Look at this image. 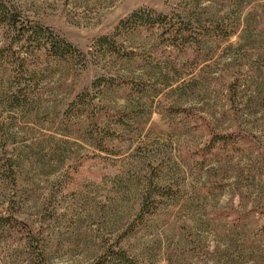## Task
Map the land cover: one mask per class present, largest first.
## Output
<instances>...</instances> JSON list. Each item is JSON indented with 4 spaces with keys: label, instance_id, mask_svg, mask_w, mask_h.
Masks as SVG:
<instances>
[{
    "label": "rangeland",
    "instance_id": "374dc122",
    "mask_svg": "<svg viewBox=\"0 0 264 264\" xmlns=\"http://www.w3.org/2000/svg\"><path fill=\"white\" fill-rule=\"evenodd\" d=\"M3 1L73 50L23 38L0 57V264H86L105 244L139 264H264V0ZM140 9L168 20L114 36ZM233 20L227 40L203 30Z\"/></svg>",
    "mask_w": 264,
    "mask_h": 264
},
{
    "label": "trees",
    "instance_id": "16d2710c",
    "mask_svg": "<svg viewBox=\"0 0 264 264\" xmlns=\"http://www.w3.org/2000/svg\"><path fill=\"white\" fill-rule=\"evenodd\" d=\"M15 9V8H14ZM11 9L10 6H8L3 0H0V28H5L12 32L14 36L13 45L12 47H3L0 48V57L2 55H6V53H12L13 47H17L14 45H17L20 43V41L24 38L25 40L22 41H40L42 40V45L47 53V55L50 56H56L58 58H69L68 55L72 54L73 48L67 43L64 42H58L56 39H54L49 32L42 28V27H29L26 28L23 26L19 20V13L16 11V9ZM168 17L166 15H153L150 11L146 10H136L132 12L128 17L122 19L119 21L118 25L115 27L114 36L122 37L129 32L137 31L138 29H154L156 27L162 28V26L167 22ZM210 25V24H209ZM209 29V31H208ZM203 30L205 32H211V33H218L222 39L227 40L231 35L235 34L237 32L236 23L231 21L230 24L225 25L221 24L220 26L212 27L211 25L209 28L204 27ZM168 34L165 38V42L169 46L173 47H180L182 48L185 45L186 38H182L177 36L176 32L173 30H167ZM164 34L163 30L159 37H162ZM109 37L104 36L100 37L97 40V45L103 46L105 45V51L109 53L110 56H114L115 58L119 60L129 59L133 57L132 50H126L125 48H121L115 41H113ZM40 45V44H39ZM24 47V46H23ZM9 50V51H8ZM16 63V61H15ZM129 77V81L132 80V78ZM118 77H109V83H114L118 81ZM131 82V81H130ZM24 90V89H22ZM19 94H11L9 96L10 104L14 107H18L20 103V96L22 97L21 88L18 89ZM71 108L74 107V104L72 103L70 105ZM68 114V112H66ZM154 210L153 207L147 202V196L143 199L140 209L136 216V221L142 222V219L145 216H149L150 214H153ZM138 222V223H139ZM129 229H131L129 227ZM42 262L38 261V264H45L43 260ZM86 264H139L134 258L129 256L125 250L120 248L117 244H105L102 245L99 252L95 255V257L87 262Z\"/></svg>",
    "mask_w": 264,
    "mask_h": 264
}]
</instances>
